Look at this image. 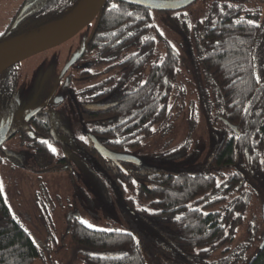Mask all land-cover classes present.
Segmentation results:
<instances>
[{
    "label": "trees",
    "instance_id": "1",
    "mask_svg": "<svg viewBox=\"0 0 264 264\" xmlns=\"http://www.w3.org/2000/svg\"><path fill=\"white\" fill-rule=\"evenodd\" d=\"M81 1L38 0L15 35L26 38L41 32L71 14ZM153 10L123 0H107L103 6L83 58L91 56L90 65L105 62L103 72L118 74L74 94L90 105L112 101L103 108L79 110L80 136L60 132L46 109L49 102L40 105L25 125L13 128L16 66L0 74V128L4 123L6 141L18 139L45 166L67 160H57L52 150L63 145L85 162L105 195L129 203L142 214V226L150 230L152 224L160 232L153 244L149 232L138 238L125 230L88 227L72 217L69 234L81 264H192L191 257L206 259L234 241L254 196L262 210V241L244 264H264V0H212L198 24L202 72L221 124L220 130L212 128L213 144L202 161L190 153L180 159L190 145L185 142L175 151L177 167L140 173L131 169L136 165L111 161L94 148L93 138L112 152L133 154L180 119L172 113L171 98L181 55L170 45L163 55L156 53L159 32ZM158 11L171 15L176 10ZM174 18L188 32L184 14ZM187 124L189 129L196 127L194 114ZM3 145L0 169L9 158ZM86 151L91 156L87 162L82 158ZM41 253L37 238L12 213L0 177V264H33ZM169 255L180 260H168Z\"/></svg>",
    "mask_w": 264,
    "mask_h": 264
},
{
    "label": "rangeland",
    "instance_id": "2",
    "mask_svg": "<svg viewBox=\"0 0 264 264\" xmlns=\"http://www.w3.org/2000/svg\"><path fill=\"white\" fill-rule=\"evenodd\" d=\"M178 2L181 0H162ZM23 0H0V33L6 28L15 9ZM212 0H197L171 15L153 10V23L159 35L156 39V53L163 55L170 45L181 55L180 73L174 83L171 106L176 121L171 130L160 138L153 139L145 148L132 152L143 159L145 165L132 170L154 172L176 167L179 159L176 149L189 142L186 153L198 155L203 160L213 144L212 128L221 129L216 121L217 107L210 90L198 52L199 22L203 21ZM184 14L188 32L182 22L174 16ZM98 19L81 30L76 36L61 45L45 50L16 65V105L13 111V128L25 125L28 115L40 105L48 103L46 109L56 118L61 132L80 136L82 122L77 116L79 110L69 92L81 90L117 74L103 72L105 62L90 65L91 56L64 71L65 66L78 55L92 36ZM132 50H127L128 54ZM86 73L83 74L82 72ZM88 73V74H87ZM92 75V76H90ZM183 90V93L181 92ZM84 109L103 108L112 103L107 99ZM194 114L196 127L189 129L187 118ZM9 158L0 169L4 195L14 216L37 238L42 253L33 264H81L69 234V220L76 217L96 229L125 230L138 238L145 232L151 235V242L157 244L160 232L151 225L147 230L139 221L142 216L129 203L122 204L114 195H105L93 179L89 167L79 156L65 148L55 149L58 158L68 157L67 163L56 161L48 166L30 152L18 139H8L3 145ZM194 156V157H195ZM264 197V196H263ZM145 208L137 205L136 208ZM147 211H150L146 207ZM262 210L256 196L247 208L244 219L237 227L234 241L223 246L206 259H193L192 264H244L261 245L260 226ZM157 236V237H156ZM145 239V238H144ZM167 248H171L166 244ZM239 258V259H237ZM168 260H180L169 255Z\"/></svg>",
    "mask_w": 264,
    "mask_h": 264
},
{
    "label": "water",
    "instance_id": "3",
    "mask_svg": "<svg viewBox=\"0 0 264 264\" xmlns=\"http://www.w3.org/2000/svg\"><path fill=\"white\" fill-rule=\"evenodd\" d=\"M107 0H82L75 10L61 21L35 33L30 37H16L0 42V74L6 69L16 66L20 62L31 58L45 50L51 49L76 36L81 30L90 25L100 14ZM127 3L143 6L157 10H178L189 5L194 0H181L178 2H167L162 0H123ZM53 28L50 32L48 29ZM85 48L74 56L65 66L64 71L69 69L84 54ZM38 109L28 115L27 119L33 116ZM7 132L4 123L0 128V146L6 141ZM95 146L102 155L115 160L137 161L133 156L112 152L102 146L97 141ZM263 219H264V201H263ZM264 245V241H263Z\"/></svg>",
    "mask_w": 264,
    "mask_h": 264
},
{
    "label": "flooded vegetation",
    "instance_id": "4",
    "mask_svg": "<svg viewBox=\"0 0 264 264\" xmlns=\"http://www.w3.org/2000/svg\"><path fill=\"white\" fill-rule=\"evenodd\" d=\"M37 1L38 0H23V2L22 3H20L19 5H18V7L15 9V11H14V13H13V15H12V18L10 19V21H9V23L7 24V26H6V28L0 33V42H2V41H5V40H8V39H13V38H16V37H18L19 35H15V29L21 24V22L23 21V19H22V17L24 16V15H27V14H29L31 11H35L34 9H35V7H36V4H37ZM124 55V54H123ZM84 60V58H83V55H82V57L79 59V60H77L73 65H71V66H75L77 63H80V62H82ZM115 71L116 70H113L112 71V73H115ZM83 74H85L86 72L85 71H83L82 72ZM88 74V73H87ZM111 77H113V76H111ZM108 78H110V77H108ZM79 90H75V89H73V91H71V92H69V94H70V96L72 97V99L71 100H73L74 101V103L76 104V106H77V109L78 110H83L84 108H83V103H82V101L85 103V100H84V97L83 98H81L80 99V97H78V96H75L74 94L76 93V92H78ZM74 95V96H73ZM77 97V98H76ZM85 104H87V105H90V104H88V103H85ZM92 105H97V103H95V104H92ZM38 110H39V107L37 108ZM88 109H91V108H88ZM94 109H98V108H94ZM36 110V109H35ZM47 111L49 112V109H47ZM46 110L44 111V112H47ZM32 113V112H31ZM30 113V114H31ZM97 126V125H96ZM59 129V128H58ZM103 128H100V130H102ZM60 130V129H59ZM61 132V131H60ZM61 133H63V132H61ZM94 139L95 138H93L92 139V141H93V144H94V148H95V150H96V152L97 153H99V154H101L100 152H99V150L97 149V147L95 146V141H94ZM97 141V140H96ZM7 141H5L3 144H5ZM64 142V141H63ZM74 142V141H73ZM65 143V142H64ZM98 143V145L99 146H102L99 142H97ZM2 144V145H3ZM63 148V145H61V144H59V148ZM102 147H104V146H102ZM105 148V147H104ZM115 153H117V152H115ZM119 154H122V153H119ZM123 154H127V155H131V156H133V154H129V153H123ZM102 155V154H101ZM82 156V155H81ZM102 156H104V157H106V158H108L109 160H111V161H117V162H121V163H126V164H133V165H136V166H138V165H144L143 164V159H138V158H136L135 156H133L137 161H139V162H133V161H129V160H115V159H111V158H109V157H107V156H105V155H102ZM62 157H65V156H62ZM89 157H91L88 153H87V151L85 152V154H84V156H82V158L87 162V160L89 159ZM95 156H93L92 158H94ZM61 158V157H60ZM57 160H59V158L57 159ZM66 163H67V161H68V158H67V160L65 159L64 160ZM93 161H95V160H93ZM177 167V166H176ZM132 168V167H131ZM170 168V167H169ZM172 168H175V167H172ZM161 171H163L162 169H160ZM134 171V170H133ZM137 171V170H136ZM137 172H140V173H142L141 171H137ZM139 218V217H138ZM139 221H140V218H139Z\"/></svg>",
    "mask_w": 264,
    "mask_h": 264
},
{
    "label": "snow or ice",
    "instance_id": "5",
    "mask_svg": "<svg viewBox=\"0 0 264 264\" xmlns=\"http://www.w3.org/2000/svg\"><path fill=\"white\" fill-rule=\"evenodd\" d=\"M229 6H231V5H229ZM112 7H113V8H116V7H118V5L113 4ZM130 15H131V14H130ZM249 23H255V22H254V21H249ZM81 139H84V137H81ZM52 150L55 151L54 148H53ZM177 219H179V217H177ZM82 222L85 223V224H87V221H82ZM87 226H88V227H94V226L91 225V224H87Z\"/></svg>",
    "mask_w": 264,
    "mask_h": 264
},
{
    "label": "bare ground",
    "instance_id": "6",
    "mask_svg": "<svg viewBox=\"0 0 264 264\" xmlns=\"http://www.w3.org/2000/svg\"><path fill=\"white\" fill-rule=\"evenodd\" d=\"M51 30H53V28L48 29L47 32H50Z\"/></svg>",
    "mask_w": 264,
    "mask_h": 264
}]
</instances>
